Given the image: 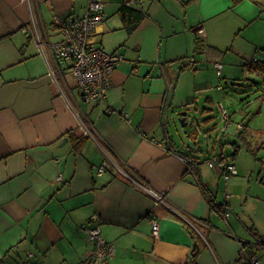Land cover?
Listing matches in <instances>:
<instances>
[{
	"label": "crops",
	"instance_id": "0c3cea01",
	"mask_svg": "<svg viewBox=\"0 0 264 264\" xmlns=\"http://www.w3.org/2000/svg\"><path fill=\"white\" fill-rule=\"evenodd\" d=\"M87 1L0 0V264H84L92 215L114 246L110 264H240L241 247L264 264V214L250 212L254 197L236 190L244 178L225 181L231 193L218 198L222 176L208 164L233 163L224 154V144L235 143L224 138L230 116L225 131L222 115V127L205 118L213 125L204 134H222L211 159L199 156L196 130L186 145L169 128L181 78L197 62H208L217 78L264 63V0H102L92 40L125 58L110 75L106 106L69 91L47 43L61 39L54 19L83 15ZM77 103L92 135L70 107ZM236 130L243 139L246 127ZM182 157L199 173H188ZM131 171L165 193L167 206H154L124 175Z\"/></svg>",
	"mask_w": 264,
	"mask_h": 264
},
{
	"label": "rangeland",
	"instance_id": "374dc122",
	"mask_svg": "<svg viewBox=\"0 0 264 264\" xmlns=\"http://www.w3.org/2000/svg\"><path fill=\"white\" fill-rule=\"evenodd\" d=\"M97 44L100 45L99 42ZM226 53L230 56L232 54L231 51ZM260 53H263V55H259V58L264 61V51ZM196 67H198L196 71H193L192 68L187 71L189 74H196L195 81L189 74L181 78V83L175 96V99L181 104H176L174 108L175 115L169 123L172 139L179 144L190 145V134L193 130H196L195 142L202 149V153L199 156L202 159H211L213 156L220 154L219 139L216 140V136L222 137L221 132L213 131L209 135L204 134V132L207 127H211L213 124H218L219 127H222L219 108L221 104L226 109L228 116H230V125L226 129L228 135L226 134L224 138H226V142H237L239 147L233 163L239 173V177L244 179L236 190L242 194L253 196L254 198L251 197L248 201L250 212L263 215L264 71H245V74H243L242 70L235 68V71L229 72L227 76L217 78L215 70L211 69L208 62L204 63V59L197 62ZM66 78L71 88L76 89V81L72 75L68 73ZM193 84L195 86H192ZM208 98L211 101H208ZM188 100L189 102H187ZM83 106L86 107V105ZM204 108H209L211 111L206 112ZM181 112L187 113L186 121L188 125L185 127H182L179 123ZM208 116L212 118L211 122L213 124L210 122L206 123L207 120L205 121V118ZM238 125L246 127L243 139L238 136L239 133H233L237 131ZM235 149V145L224 144V154H227V156L232 154ZM203 168L206 169L205 165ZM204 175H209L207 170L204 171ZM220 179L221 187L217 194L218 198L222 196L223 192L231 193L228 189L223 190L225 181L223 177Z\"/></svg>",
	"mask_w": 264,
	"mask_h": 264
},
{
	"label": "built area",
	"instance_id": "2783aa9c",
	"mask_svg": "<svg viewBox=\"0 0 264 264\" xmlns=\"http://www.w3.org/2000/svg\"><path fill=\"white\" fill-rule=\"evenodd\" d=\"M103 7L104 3L102 0H88L83 15L56 17L53 24L58 30L61 39L53 43L47 41L54 67L60 74L65 86L70 92H75L82 103L97 106H106L107 93L111 87L110 75L125 59L123 53L119 51L112 53L105 52L92 40L96 26L104 20ZM30 30L28 26H24L22 29L24 33H29ZM199 33H202V30ZM189 66H193L192 62H189ZM215 68L220 72L221 64L215 63ZM68 73L76 81V89L71 88L66 79V74ZM49 75L61 91L56 73L52 68L49 69ZM75 102L77 101L75 100ZM78 105L77 103L75 107L74 105L70 107L79 119V126L83 134L92 135L90 125H88L85 117L82 115L84 112L81 110L80 105ZM219 108L224 122L223 131H225V128L229 124V116L221 104ZM238 129L242 130L243 126L239 125ZM182 158L186 162L188 173H199L198 166L194 162L185 159V157ZM208 164L211 167L218 165L216 169L220 171V175L224 181H228L231 177L238 174L232 162L224 163L221 166L214 159L209 161ZM105 166L106 163H103L98 167V175L104 173ZM131 172L133 173L132 176L125 172L124 175L127 176L137 189L152 199L154 206H167L168 201L165 193L155 191L146 180L133 171ZM59 179L60 176L57 180ZM225 197L229 198L230 196L225 194ZM231 213L230 207H224L222 218L228 221ZM150 221L152 226L151 236L156 239L159 235V223L154 217H151ZM86 232L88 241L92 244V250L84 264H110L114 255V246L103 238L96 215L90 217L89 227ZM239 257L240 264L260 263L256 257L249 255L244 247L240 248ZM21 264L29 263L25 260Z\"/></svg>",
	"mask_w": 264,
	"mask_h": 264
},
{
	"label": "trees",
	"instance_id": "16d2710c",
	"mask_svg": "<svg viewBox=\"0 0 264 264\" xmlns=\"http://www.w3.org/2000/svg\"><path fill=\"white\" fill-rule=\"evenodd\" d=\"M256 66H255V69L257 70V71H264V63H257V64H255ZM76 141H77V144H76V148L77 147H79L82 143H83V138L82 139H79V137L78 138H76ZM232 145H235L236 146V149L234 150V152L232 153V158H234L235 156H236V154H237V152H238V145H237V143L235 142V143H232ZM221 211L223 212V210L221 209Z\"/></svg>",
	"mask_w": 264,
	"mask_h": 264
},
{
	"label": "water",
	"instance_id": "95a60500",
	"mask_svg": "<svg viewBox=\"0 0 264 264\" xmlns=\"http://www.w3.org/2000/svg\"><path fill=\"white\" fill-rule=\"evenodd\" d=\"M186 118H187V113L186 112H182L180 114V118H179V123L181 124L182 127H185L188 125L187 121H186ZM197 245L194 244V247H196Z\"/></svg>",
	"mask_w": 264,
	"mask_h": 264
}]
</instances>
